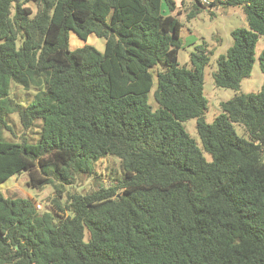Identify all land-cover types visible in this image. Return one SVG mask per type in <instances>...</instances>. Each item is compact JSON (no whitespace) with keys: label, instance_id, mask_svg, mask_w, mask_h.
<instances>
[{"label":"trees","instance_id":"1","mask_svg":"<svg viewBox=\"0 0 264 264\" xmlns=\"http://www.w3.org/2000/svg\"><path fill=\"white\" fill-rule=\"evenodd\" d=\"M221 3L248 21L214 73L238 90L264 36V0L183 1L179 13L176 0H0V185L26 172L57 193L40 211L0 188V264H264V84L222 102L210 123L212 52L179 65L178 14ZM71 31L86 43L71 49ZM259 59L264 72V50ZM14 85L34 98L19 102ZM13 113L37 142L4 137ZM192 118L211 160L183 124ZM108 155L121 160L117 183L68 191Z\"/></svg>","mask_w":264,"mask_h":264},{"label":"rangeland","instance_id":"2","mask_svg":"<svg viewBox=\"0 0 264 264\" xmlns=\"http://www.w3.org/2000/svg\"><path fill=\"white\" fill-rule=\"evenodd\" d=\"M183 1L186 3L192 0H176L177 10L179 13ZM205 3H208L204 1ZM164 11L169 12L167 6L164 5ZM182 21L181 37L182 47L179 50V65L192 67L191 54L212 52L210 54L209 63L204 68V96L208 101V110L205 114L207 122H213L215 118L222 112L221 103L231 99L237 93H256L261 90L264 84V72L260 64V54L264 50V36H260L256 46V59L252 72L249 76L242 80L240 88L232 89L226 87H218L215 84L214 73L218 68V59L221 55H227L229 48L233 45L232 31L237 28H248V21L244 13L243 7L226 5L224 3L215 7H206L195 18L188 19L186 12L178 14ZM94 45L100 51L105 49V40L95 35L90 36L87 41ZM86 42L83 41L76 33L70 32V48L75 49L81 47ZM153 86L149 95V102L154 109L158 107V103L154 97L157 88V75L154 73ZM34 89L26 90L22 86L14 85L11 96L18 99L19 102L27 105L35 95ZM10 123L13 126L14 133L6 131L4 137L6 139L21 140L22 136L28 135L30 142H37L40 138V132L36 135L37 127L30 130H24L19 115L13 113L10 115ZM186 130L196 140L198 146L202 150L204 156L211 160L212 156L207 152L197 130V119L192 118L183 122ZM239 135H244L241 125L236 126ZM41 131V128H40ZM123 171L121 160L113 155L98 160L95 163V171L92 174L83 173L78 175L74 184L67 186L70 192H87L97 188L101 184L110 185L117 183L116 180L121 178ZM29 177L26 172L12 176L6 182L0 185L1 190L6 196L17 198H30L37 209L40 211L49 210L52 207L53 199L57 196L52 186H45L42 189H36L29 183Z\"/></svg>","mask_w":264,"mask_h":264},{"label":"built area","instance_id":"3","mask_svg":"<svg viewBox=\"0 0 264 264\" xmlns=\"http://www.w3.org/2000/svg\"><path fill=\"white\" fill-rule=\"evenodd\" d=\"M203 1H206V2H208V0H203Z\"/></svg>","mask_w":264,"mask_h":264}]
</instances>
